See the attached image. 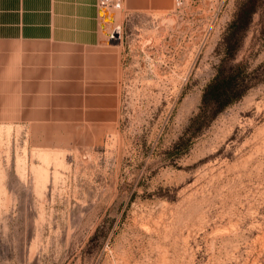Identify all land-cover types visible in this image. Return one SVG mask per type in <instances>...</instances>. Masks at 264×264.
Segmentation results:
<instances>
[{
  "label": "rangeland",
  "instance_id": "1",
  "mask_svg": "<svg viewBox=\"0 0 264 264\" xmlns=\"http://www.w3.org/2000/svg\"><path fill=\"white\" fill-rule=\"evenodd\" d=\"M122 34L114 123H0V264H264V0Z\"/></svg>",
  "mask_w": 264,
  "mask_h": 264
},
{
  "label": "crops",
  "instance_id": "2",
  "mask_svg": "<svg viewBox=\"0 0 264 264\" xmlns=\"http://www.w3.org/2000/svg\"><path fill=\"white\" fill-rule=\"evenodd\" d=\"M121 3L0 0V123H114L125 49L111 36L175 7V0Z\"/></svg>",
  "mask_w": 264,
  "mask_h": 264
},
{
  "label": "trees",
  "instance_id": "3",
  "mask_svg": "<svg viewBox=\"0 0 264 264\" xmlns=\"http://www.w3.org/2000/svg\"><path fill=\"white\" fill-rule=\"evenodd\" d=\"M236 81L237 79L235 76L224 77L223 75H218L205 90L201 113L205 114L210 110L218 112L221 108H224L226 104L222 102V99L228 95L231 85ZM199 117L200 116H198L196 120H198Z\"/></svg>",
  "mask_w": 264,
  "mask_h": 264
},
{
  "label": "built area",
  "instance_id": "4",
  "mask_svg": "<svg viewBox=\"0 0 264 264\" xmlns=\"http://www.w3.org/2000/svg\"><path fill=\"white\" fill-rule=\"evenodd\" d=\"M100 4L104 7H110V8H115V9H120L122 5L121 0H100ZM184 6H185V0H175V7L173 11L171 12L174 13L175 8H176V11L177 10L180 11L184 8ZM116 35L118 37H115ZM121 38H122V30L120 27H117L114 34L111 36V39L121 40Z\"/></svg>",
  "mask_w": 264,
  "mask_h": 264
},
{
  "label": "water",
  "instance_id": "5",
  "mask_svg": "<svg viewBox=\"0 0 264 264\" xmlns=\"http://www.w3.org/2000/svg\"><path fill=\"white\" fill-rule=\"evenodd\" d=\"M115 37H118L117 35Z\"/></svg>",
  "mask_w": 264,
  "mask_h": 264
}]
</instances>
